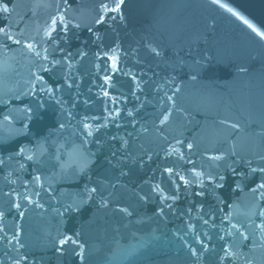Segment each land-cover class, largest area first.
<instances>
[{"label":"water","instance_id":"obj_1","mask_svg":"<svg viewBox=\"0 0 264 264\" xmlns=\"http://www.w3.org/2000/svg\"><path fill=\"white\" fill-rule=\"evenodd\" d=\"M0 264H264V0H0Z\"/></svg>","mask_w":264,"mask_h":264}]
</instances>
